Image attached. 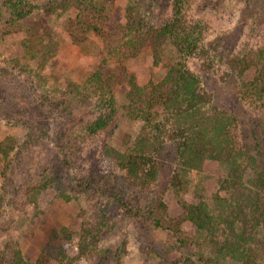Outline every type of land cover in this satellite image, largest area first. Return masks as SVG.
Listing matches in <instances>:
<instances>
[{
	"label": "rangeland",
	"instance_id": "obj_1",
	"mask_svg": "<svg viewBox=\"0 0 264 264\" xmlns=\"http://www.w3.org/2000/svg\"><path fill=\"white\" fill-rule=\"evenodd\" d=\"M127 1L108 0L114 27L124 22ZM54 3H34L39 7L35 16L44 14L60 38L58 55L42 71L48 83L38 76L40 70L16 65L23 52L21 38L7 35L0 22V143L15 147L9 155L0 154V264H9L16 250L36 262L54 231L60 236L55 244L63 245L69 257L50 264H203L199 258L207 246L196 226L183 219V204L203 200L216 206L218 197L229 196L222 189L229 167L209 161L185 176L178 143L168 137L161 155L164 167L154 187L145 192L135 185L104 148L127 153L139 139L144 123L126 116L129 87L116 91L121 119L110 138L87 136L97 98L69 96L62 105L64 99L53 94L55 86L88 80L107 56L103 38L92 34L78 44L67 37L60 18L48 20L43 10ZM188 8L210 25L206 45L217 48L224 59L211 70L201 59L185 64L197 73L214 107L237 118L241 144L264 169V101L255 91H246L256 73L231 76L230 65L241 51L256 52L264 46V0H188ZM34 42L40 39L35 36ZM163 51L172 66L184 61L174 46ZM155 67L151 57L141 54L129 71L137 74L139 85L148 87L161 81L163 72ZM45 88L51 97L44 95ZM156 110L163 126L168 114L160 106ZM168 130L172 135V128ZM254 176L251 171L247 179ZM97 217L110 224L84 254L79 246L83 226ZM63 228L72 232L71 242ZM222 264L240 263L227 259Z\"/></svg>",
	"mask_w": 264,
	"mask_h": 264
},
{
	"label": "trees",
	"instance_id": "obj_2",
	"mask_svg": "<svg viewBox=\"0 0 264 264\" xmlns=\"http://www.w3.org/2000/svg\"><path fill=\"white\" fill-rule=\"evenodd\" d=\"M34 3L35 0H0V22L6 25L7 35L21 38L23 52L16 65L35 73L34 68L40 70L38 76L48 83L42 71L58 55L60 38L44 14L35 16L39 7ZM43 11L48 20L54 16L60 18L67 37L78 44L88 41L92 34L104 39L107 56L101 59L90 78L80 84L68 82L65 86H55L53 92L64 99L59 102L62 105L69 101V96L97 98L89 113L94 120L86 126L88 138L113 136L121 119L116 91L128 86L126 116L144 125L129 152L104 145L106 155L113 157L126 176L145 192L151 191L164 167L161 155L168 137L178 143L185 176L202 170L209 161L227 165L229 173L222 189L229 196L218 197L216 206L203 200L198 204L185 202L183 219L196 226L207 246V252L199 258L203 264H222L227 259L240 264H264V169L260 168L258 158L241 144L237 118L227 110L214 107L197 73L185 64V60L201 59L210 70L218 62L223 64L218 49L206 45L210 25L190 13L188 0H128L124 22L115 27L108 0H55ZM35 36L40 39L39 44H35ZM170 45L184 61L170 64V59L163 55ZM141 54L151 57L155 68L163 72L158 84L142 87L137 74L129 71ZM236 57L238 61L230 60L234 70L231 76H245L254 71L255 82L246 91H255L264 101V46L256 52L241 51ZM43 93L50 96L46 88ZM208 104H212V109L207 108ZM158 106L168 114L164 122L167 125L157 122ZM14 149L13 144L0 143V154L9 155ZM251 171L255 176L248 180ZM175 177H180V173ZM94 219L86 221L82 229L79 246L84 254H88L91 240L98 241L110 224L104 218ZM158 225L162 227L160 221ZM62 231L68 233L71 242L72 232L67 228ZM58 238L54 231L36 262L25 259L16 250L9 264H50L53 260H65L69 253L63 245L55 244Z\"/></svg>",
	"mask_w": 264,
	"mask_h": 264
}]
</instances>
